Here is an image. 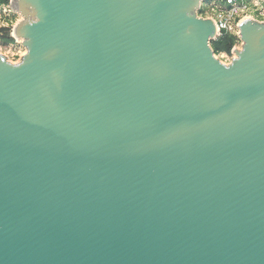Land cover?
Returning a JSON list of instances; mask_svg holds the SVG:
<instances>
[{"label": "water", "instance_id": "obj_1", "mask_svg": "<svg viewBox=\"0 0 264 264\" xmlns=\"http://www.w3.org/2000/svg\"><path fill=\"white\" fill-rule=\"evenodd\" d=\"M204 1L10 0L0 264H264V20Z\"/></svg>", "mask_w": 264, "mask_h": 264}, {"label": "built area", "instance_id": "obj_2", "mask_svg": "<svg viewBox=\"0 0 264 264\" xmlns=\"http://www.w3.org/2000/svg\"><path fill=\"white\" fill-rule=\"evenodd\" d=\"M199 15L212 18L217 27V37L223 32L235 34L238 39V23L244 17H252L257 20H264V1L263 0H205L200 9ZM232 47L230 53H223L226 62H230L235 57ZM222 54V52H221ZM220 59V58H219Z\"/></svg>", "mask_w": 264, "mask_h": 264}, {"label": "rangeland", "instance_id": "obj_3", "mask_svg": "<svg viewBox=\"0 0 264 264\" xmlns=\"http://www.w3.org/2000/svg\"><path fill=\"white\" fill-rule=\"evenodd\" d=\"M199 14V12H198ZM22 19V16L13 11L10 7V5H2L0 4V26H8L11 29L10 34H12V28L16 24L18 20ZM22 39L21 38H14V41L11 43H2L0 41V54H3L6 56V58L12 62H18L21 58V56L26 52L25 47L22 45ZM241 40H238L236 42L237 48L241 47ZM224 52L221 53H216V57L220 58L222 62H226L225 55L223 54Z\"/></svg>", "mask_w": 264, "mask_h": 264}, {"label": "trees", "instance_id": "obj_4", "mask_svg": "<svg viewBox=\"0 0 264 264\" xmlns=\"http://www.w3.org/2000/svg\"><path fill=\"white\" fill-rule=\"evenodd\" d=\"M10 0H0V4L8 5ZM11 29L8 26H0V41L2 43H11L14 41V37L10 34ZM238 37L230 32H223L220 36L210 41V46L214 53H230L232 47L238 41Z\"/></svg>", "mask_w": 264, "mask_h": 264}, {"label": "bare ground", "instance_id": "obj_5", "mask_svg": "<svg viewBox=\"0 0 264 264\" xmlns=\"http://www.w3.org/2000/svg\"><path fill=\"white\" fill-rule=\"evenodd\" d=\"M25 53V52H24Z\"/></svg>", "mask_w": 264, "mask_h": 264}]
</instances>
